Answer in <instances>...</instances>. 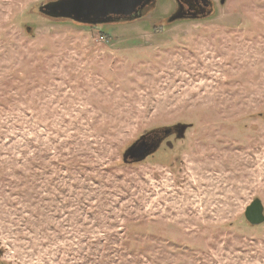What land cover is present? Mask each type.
<instances>
[{"label":"rangeland","instance_id":"374dc122","mask_svg":"<svg viewBox=\"0 0 264 264\" xmlns=\"http://www.w3.org/2000/svg\"><path fill=\"white\" fill-rule=\"evenodd\" d=\"M55 1L0 0V264H264V0L93 25Z\"/></svg>","mask_w":264,"mask_h":264},{"label":"water","instance_id":"95a60500","mask_svg":"<svg viewBox=\"0 0 264 264\" xmlns=\"http://www.w3.org/2000/svg\"><path fill=\"white\" fill-rule=\"evenodd\" d=\"M149 1L150 0H57L46 4L41 10L48 15L71 18L77 22L93 25L103 22L121 21L138 16L137 13H140L139 10ZM176 1L178 2V0ZM223 1L224 0H221V2ZM151 2L154 4L155 0H151ZM197 17L199 16L196 14L185 12L179 4L176 11L168 18V21L172 22L177 19ZM29 30L30 28L28 27L27 31ZM188 127V124L177 123L160 130L164 132L165 136L173 131L176 133V138H183L184 132ZM142 138L143 137L133 143L124 152V161H126L127 158L140 161L151 153L149 148H146V146H144L145 144L141 142ZM244 217L252 225H257L264 221L263 206L259 199H254L250 202L245 208Z\"/></svg>","mask_w":264,"mask_h":264},{"label":"flooded vegetation","instance_id":"af4514ba","mask_svg":"<svg viewBox=\"0 0 264 264\" xmlns=\"http://www.w3.org/2000/svg\"><path fill=\"white\" fill-rule=\"evenodd\" d=\"M177 3L182 6L185 12L189 14H196L197 16L205 15L209 11L210 6L208 4V0H178ZM152 5L153 3L150 0L142 7V9L139 10L140 13H143V11ZM175 136L176 133L173 131L169 135L165 136L163 131L158 130L144 136L141 139V142L145 144L144 146H146V148H149V151L151 152L150 156H154L156 153L160 152L162 146L168 147L170 150L173 149V144L171 141L174 139L179 140L178 138H175ZM172 137L173 140L170 141L169 138Z\"/></svg>","mask_w":264,"mask_h":264},{"label":"trees","instance_id":"16d2710c","mask_svg":"<svg viewBox=\"0 0 264 264\" xmlns=\"http://www.w3.org/2000/svg\"><path fill=\"white\" fill-rule=\"evenodd\" d=\"M65 19V18H64ZM66 19H68V18H66ZM106 23V22H105Z\"/></svg>","mask_w":264,"mask_h":264}]
</instances>
